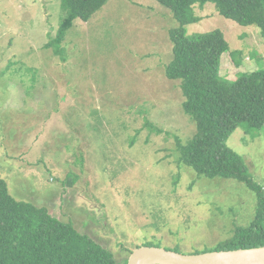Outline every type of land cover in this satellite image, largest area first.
Wrapping results in <instances>:
<instances>
[{"label":"rangeland","instance_id":"1","mask_svg":"<svg viewBox=\"0 0 264 264\" xmlns=\"http://www.w3.org/2000/svg\"><path fill=\"white\" fill-rule=\"evenodd\" d=\"M195 12L202 21L189 34L220 29L244 52L239 68L223 55L222 77L264 66L260 29L222 17L211 3ZM64 17L60 0H0V175L12 196L48 208L120 263L147 242L204 252L247 226L253 191L199 178L178 161L176 137L186 143L196 126L182 108L180 81L166 77L177 27L171 11L155 0H108L89 22H74L57 53L59 43L47 44ZM228 145L264 186V128L252 138L239 127Z\"/></svg>","mask_w":264,"mask_h":264},{"label":"trees","instance_id":"2","mask_svg":"<svg viewBox=\"0 0 264 264\" xmlns=\"http://www.w3.org/2000/svg\"><path fill=\"white\" fill-rule=\"evenodd\" d=\"M60 1L65 17L57 39L47 44L53 48L59 43L57 53L74 22H89L108 2ZM155 1L170 10L177 23L169 31L173 58L166 66V77L180 81L182 108L196 126L195 134L186 143L176 137L179 163L191 168L199 178L243 183L257 198L255 215L247 226H237L234 234L216 247L193 254L264 247V186L250 173L243 156L228 145L239 127L252 138H257L264 128V66H260L263 63L257 61L260 66L257 70L239 73L235 80L224 78L220 74L223 55L228 54L239 68L244 52L231 49L220 29L194 34L187 30L188 26L202 21L195 7L211 3L222 17L240 26H256L264 41V0ZM146 124L162 133L149 121ZM77 164L80 165L79 161L73 165ZM75 183L73 179L66 182L71 188ZM151 243L136 249L159 247ZM128 261L118 262L111 251L72 224L53 216L48 208L14 198L0 175V264H128Z\"/></svg>","mask_w":264,"mask_h":264},{"label":"water","instance_id":"3","mask_svg":"<svg viewBox=\"0 0 264 264\" xmlns=\"http://www.w3.org/2000/svg\"><path fill=\"white\" fill-rule=\"evenodd\" d=\"M128 264H264V247L202 254H182L145 246L133 251Z\"/></svg>","mask_w":264,"mask_h":264},{"label":"crops","instance_id":"4","mask_svg":"<svg viewBox=\"0 0 264 264\" xmlns=\"http://www.w3.org/2000/svg\"><path fill=\"white\" fill-rule=\"evenodd\" d=\"M14 82H15L16 85H19V84L17 83V81H14ZM9 84H10V83H9ZM19 89L21 90L20 87H19ZM12 92H14V91H13V90H10V86H9V95H10V98H9V99H7V98L5 99V100H9V101H6V102H5V104H7V105L11 102V99H12ZM13 102H14V101H13Z\"/></svg>","mask_w":264,"mask_h":264}]
</instances>
